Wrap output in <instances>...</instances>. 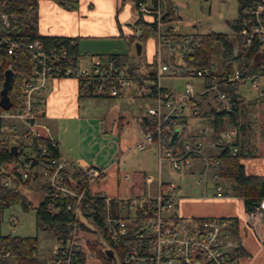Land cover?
I'll use <instances>...</instances> for the list:
<instances>
[{"label": "built area", "instance_id": "built-area-1", "mask_svg": "<svg viewBox=\"0 0 264 264\" xmlns=\"http://www.w3.org/2000/svg\"><path fill=\"white\" fill-rule=\"evenodd\" d=\"M237 15L231 23L233 50L243 62H233L226 71L222 62L220 67L215 61L208 65L186 66L179 60L184 53L193 50L201 39L197 32L180 33L176 28L178 19L164 20L166 13L163 0H138L132 3L137 12L143 16H151L154 21L152 39L155 43L156 69L154 74L141 75V84H136L127 65L119 66L116 57L90 58L88 67L80 65L79 57H75L72 65H65L67 57L65 49L58 51L45 48L39 38H0V45L5 42V50L11 57H16L18 50L26 46L33 61L28 75L23 80L20 90L15 93L7 108L0 103V149L4 145L15 143L14 156L7 160L6 167L11 175L21 180H29L32 187L40 188L48 198L47 207L51 209L56 201H62L70 210L72 218L65 237H55L50 256L43 259V264H73L75 258L82 254L86 259H97L99 250L119 246L124 238L123 253L117 264H237L225 247V239L229 237L231 219L226 216H213L194 219L178 217L172 212L177 201V187L172 182L157 181L154 195L111 196L103 191L93 193L90 185L98 181L105 167L96 165L79 166L75 160L61 158L54 153L58 149V141L50 124L43 119L41 102L44 91L51 78L72 77L81 81L78 92L89 91L103 97L130 95L132 88L138 95L148 97L152 104L148 105L144 115L155 116L153 129H146L139 140L134 143L138 150L150 145L157 148V166L159 172L162 163H168L173 171H189L193 158H201L198 182L204 187L211 181L214 195L222 196L221 178L217 174V149L231 143L236 134L235 126L226 125L219 131V137L213 138V127L210 124L199 126L193 139L183 140L180 146H170L161 137L167 128L175 126L184 119L195 117L205 108L216 112H229L235 104H246L248 98L241 90L244 85L255 88L254 98L264 101V0H237ZM5 0H0V26H9L8 15L2 11ZM176 10V8L174 7ZM139 28H130L124 36L139 34ZM251 50L254 63L262 68L260 71L248 73L244 65L246 52ZM237 53V54H236ZM230 59L224 61L227 65ZM2 59L0 56V74ZM9 68L12 58L5 63ZM61 72L55 75L54 72ZM137 72V71H136ZM162 75L188 77L184 87L179 91L166 88L160 82ZM192 77L199 79L194 85ZM1 89V86H0ZM174 128V129H175ZM178 134V133H177ZM43 138L45 143H34ZM216 150L207 154L205 146ZM233 145L230 153H234ZM144 180L149 183L151 178ZM12 187L7 176L0 175V187ZM97 195L102 207V226L108 235V241L100 236L91 222L81 213L84 199L88 195ZM248 222L252 225L264 217V196L258 204L247 213ZM9 223L17 222L9 216ZM88 228H82L80 222ZM130 231V233H129ZM84 233L95 234L87 237ZM259 238H261V235ZM102 240V241H101ZM8 255V251L3 253ZM0 253V256H3Z\"/></svg>", "mask_w": 264, "mask_h": 264}, {"label": "trees", "instance_id": "trees-1", "mask_svg": "<svg viewBox=\"0 0 264 264\" xmlns=\"http://www.w3.org/2000/svg\"><path fill=\"white\" fill-rule=\"evenodd\" d=\"M61 5H66L69 8L76 6L78 0H55ZM137 2L138 0H131ZM143 1V0H142ZM145 1V0H144ZM165 4L166 13L163 16L164 20L176 18V10L172 0H163ZM39 2L40 0H5L2 5V11L8 15L9 26H0V38L7 40L8 38H25L30 40L32 38H39L44 44L45 48H52L58 51L61 47L65 49L66 56L72 57V59L65 60V65H72L75 57H79L77 37L54 35V34H40L38 32V14H39ZM155 2V0H152ZM132 10L136 13L135 20L130 24L132 28H139L138 35H132L126 38L128 46H133L134 54L143 61L142 66L129 61L128 55L123 53H105L96 54L102 58L116 57L119 66L127 65L129 73L132 75L136 84H141V75L154 74L156 69L155 61V43L152 39L154 30V21L151 16H143L137 12L135 6ZM150 41L152 46V53L147 54L145 45ZM135 43L140 45V53L135 51ZM219 45L222 50L221 57L223 58L222 65L226 71L230 68L233 62H243L238 55H235L233 45L230 37L226 33L210 31L203 33L201 39L193 50L189 53H184L180 56L179 60L186 66H199L208 65L212 61V56L215 53V46ZM6 43L3 42L0 45V56L2 59L1 74H0V86L5 74L9 73L11 76L10 87L7 91L9 100H13L15 93H17L23 83V80L28 75L32 66V59L25 45L19 48L16 57H11L6 53ZM237 54V53H236ZM12 58L13 65L9 68L5 63ZM230 59L229 64H225L224 61ZM244 65L246 72L251 73L260 71L262 68L259 64L254 63V59L251 56V50L246 52L244 58ZM137 71V72H136ZM61 72L55 71V75H60ZM78 87H81V81H78ZM78 97H103L98 94L90 93L89 91H79ZM257 101V100H256ZM249 101L246 104L238 103L235 99V104L229 112H216L214 109L205 108L201 113H197V116H203L208 119V123L213 127V138L219 137V131L224 129L226 125L235 126L237 128V134L231 143H226L217 149L215 154L218 159V165L216 167L217 174L221 179H230L232 182L233 193L243 198V206L245 211L252 210L261 197L264 196V175L246 174L243 165L240 162L241 158L252 157L254 153L253 149L256 147L255 143H251V138L255 139L258 131L259 137L264 142V108H262L261 114L263 119L258 116L259 102L261 101ZM259 103V104H258ZM156 124L155 116L143 115L140 117L139 125L143 130L153 129ZM179 132L174 142H170L171 134L175 126H169L167 132L161 137L163 142L168 143L170 146H180L182 136L186 135L188 120L184 118L179 123ZM258 128V130H257ZM187 132V133H186ZM193 133H188L187 139H193ZM250 136L251 138H249ZM249 138V139H248ZM43 138L35 139L34 143H45ZM236 147L234 153H230L232 146ZM254 145V146H253ZM10 144L4 145L0 149V175L7 176L11 179L13 186L6 188L0 187V211L7 206L14 203L20 204L24 209L31 206L35 212L36 226L41 229L51 228L56 237H65L69 229V221L72 218L70 210L65 208L62 201H56L53 207L49 209L47 207L48 198L43 195L40 188H33L29 180H21L17 175H11V172L6 167L7 160L14 156L9 150ZM54 153L58 155L59 150L54 149ZM33 188V189H32ZM29 190H35L36 202L33 201L32 196H28ZM33 193V192H32ZM33 193V194H34ZM37 194V195H36ZM82 216L84 218H91L92 224L95 226V230L100 236L108 241V235L105 228L102 226V207L100 198L97 195H88L82 205ZM210 216L191 218L195 221L201 218H207ZM231 219L230 235L227 237L231 240H235L236 244L234 248L237 252H231L227 250V253L231 258L244 253L241 241L238 237L236 217H228ZM82 228H88L84 222H80ZM130 233V231H129ZM226 241V239H225ZM124 238L120 240L119 246L114 248L113 257L117 261L123 253ZM8 251V255L4 256L3 253ZM111 249L99 250L97 256L101 264H117L113 263L112 258L108 255ZM38 237L33 236H19L12 233L0 234V264H43V260L38 257ZM83 261L82 254L74 259L73 264H80Z\"/></svg>", "mask_w": 264, "mask_h": 264}, {"label": "crops", "instance_id": "crops-1", "mask_svg": "<svg viewBox=\"0 0 264 264\" xmlns=\"http://www.w3.org/2000/svg\"><path fill=\"white\" fill-rule=\"evenodd\" d=\"M174 7L176 8L175 5ZM128 8L132 9L131 0H78L76 6L73 8L61 5L55 0H40L38 32L40 34L77 37L78 43L83 38L98 40V38L124 36V33L131 28V25L126 22L129 17ZM47 19L49 26H47ZM77 87V81L72 77L49 79L48 87L43 93L41 102L43 119L50 124L52 132L58 141V150L61 158L75 160L79 166L96 165L106 168L101 178L90 185L91 192L97 193L98 191H103L111 196H121L117 192L116 183L120 178L128 179L133 172L130 171L129 174L128 170H120V160L121 158H126L131 151L138 150L134 147V143L143 134L144 130L139 125V121L140 117L145 114V111L135 116L136 126H132V120L127 114H122L117 118L116 122L108 124L109 131L118 136V141L115 143L113 151L111 149L104 152L103 146L93 149V146L83 145V140L78 139L72 132L68 134L66 127H60L64 122L68 123L79 118L80 101L84 97H78ZM194 118L202 121L204 125L209 124L206 117L197 116ZM199 126H202V124L198 123V126L191 129L190 133H195ZM138 151L144 152L145 156L155 157L157 164V148L155 145H150L144 150ZM215 151L209 145L205 146L207 154ZM240 162L246 174L264 175V154L257 152L252 157L241 158ZM165 164L170 172H174L169 168L168 163L165 162ZM200 168L201 158L194 157L192 168L189 171H184V173L193 176L194 179L197 176L195 184L200 187L203 194L196 197L191 195L180 197L178 195L174 206L177 209V212H174L175 215L187 219L192 216L236 217L238 237L244 250L243 254L234 257L236 263L264 264V217L255 225L248 222V211L244 209L243 198L233 193L232 183L231 192L224 191L223 189V195L216 196L214 195L213 183L209 181L208 183H211V192L207 193L208 188L210 189L208 183L204 187L203 184L198 182ZM168 170L165 169L164 171ZM162 174L163 168L159 172L157 165L156 175L145 169L139 170L138 175L142 176V179L146 176L151 178L149 183L144 180L146 186L152 185L154 187L153 190L152 187L148 188L141 195H154L157 191V181L161 179ZM175 185L177 191H179V185ZM33 193H29L28 196H32L31 199L36 202L37 196ZM1 212L2 210L0 211V224ZM11 216H14L17 222L10 225L8 218L7 223L10 229L15 231L19 218L14 214H11ZM0 234L2 233L0 232ZM258 234L261 235V238H259ZM224 243L227 250H230L232 253L237 252V249L234 248L236 244L235 240L227 238ZM51 245L42 252V260L50 256Z\"/></svg>", "mask_w": 264, "mask_h": 264}, {"label": "rangeland", "instance_id": "rangeland-1", "mask_svg": "<svg viewBox=\"0 0 264 264\" xmlns=\"http://www.w3.org/2000/svg\"><path fill=\"white\" fill-rule=\"evenodd\" d=\"M172 2L176 6L177 15L179 17L174 20V24L176 22L178 32H197L201 35L210 31L226 33L230 37L231 43L233 44V37L231 36V23L237 15V0H172ZM128 13L129 17L126 22L131 24L136 18V13L131 8H128ZM47 21L48 19L46 22ZM47 26H49L48 22ZM98 40L83 38L78 43L79 61L82 67H88L90 58L95 57L94 55L97 53L107 52L127 54L129 61L142 66L143 61L134 54L133 46H128L124 36L121 35L108 38H98ZM145 48L147 54L152 53L150 41L146 43ZM221 54V47L217 44L215 46V53L212 56V61H215V63L218 64V67H220V62L223 60ZM187 80L188 77L185 76L178 77L162 75L160 78V82L163 86L174 91L181 90ZM192 81L194 85H196L199 79L192 77ZM241 87H243L241 90L246 94V96L250 97L248 98V102L259 100L255 99L253 96L256 92L255 88L249 87L248 85ZM151 103V99L138 95L134 88H132L130 95L126 93L121 96L109 98L84 97L80 101L79 118L68 123L64 122L60 125V127H66L68 129V134L72 132L78 139L80 138V140H83V145L93 146V149L103 146L104 152L110 151L111 149L113 151L115 143L118 141V136L109 131L108 124L116 122L117 118L122 114H127L132 120V126H136L135 116L145 111L146 107ZM259 103L260 111L258 112V116L260 119H263L261 111L262 108H264V101ZM198 123L204 125L199 119L194 117L189 118L187 132L189 133L191 129L196 128ZM188 133L181 137L182 140H188ZM248 137L251 138L250 136ZM251 143H255L256 145L252 151L254 154L257 152L264 154V142L259 137L258 131L255 139L251 138ZM145 155L146 154L144 152L134 150L131 151L126 158H121L120 170H128L129 174L130 171H132L133 174H130L128 179L120 178L117 181V192L121 195L118 197L140 196L148 188L152 187V185L147 187L144 178L142 179V176L138 175V171L142 169L156 175L157 164L155 157ZM162 168L163 174L161 176V180L179 185L180 189L177 191V195L180 197H186L187 195L196 197L203 194L200 187L195 184L197 176H195L194 179L193 176L186 175L184 171L170 172L165 162L162 163ZM165 169L168 171H164ZM219 182L221 183L224 191L227 190L231 192V180L227 179ZM32 185L35 186V183ZM210 185L211 183H208L209 187ZM109 187H111V185H109ZM153 188L154 187H152V190ZM29 191L35 192V190ZM210 192L211 187L210 189L208 188L207 193ZM172 212H177V209L173 207ZM1 213L0 232L2 234L11 232L21 236L36 235L38 237V257L42 258V252L52 244L54 238L56 237L55 232L51 228L41 229L36 226L35 212L31 206L24 209L20 204L14 203L10 206L4 207ZM11 214L17 215L19 218L15 231H12L7 223ZM185 219L186 218H184V220ZM84 234L90 238L91 236H96L95 234ZM84 264H98V261L97 259L88 258L85 260Z\"/></svg>", "mask_w": 264, "mask_h": 264}, {"label": "water", "instance_id": "water-1", "mask_svg": "<svg viewBox=\"0 0 264 264\" xmlns=\"http://www.w3.org/2000/svg\"><path fill=\"white\" fill-rule=\"evenodd\" d=\"M140 45H138L137 43H135V51L137 54L140 53ZM10 83H11V76L9 73L5 74V77L3 79V82H2V87L0 89V103L2 105L3 108H7L10 104V100H9V96L7 94V91L10 87ZM177 133H178V128H175L171 134V137H170V142H174L175 141V138L177 136ZM9 150L11 153H15L16 151V144L15 143H11L10 146H9ZM108 255L112 258L113 260V263H115V259L111 253V251L108 252Z\"/></svg>", "mask_w": 264, "mask_h": 264}]
</instances>
